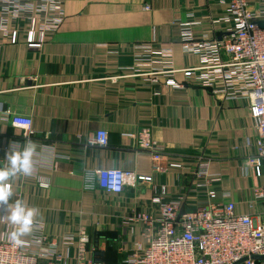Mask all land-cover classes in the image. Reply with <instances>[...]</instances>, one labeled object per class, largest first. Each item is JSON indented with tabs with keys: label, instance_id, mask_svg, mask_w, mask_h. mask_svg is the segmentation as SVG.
I'll return each instance as SVG.
<instances>
[{
	"label": "crops",
	"instance_id": "0c3cea01",
	"mask_svg": "<svg viewBox=\"0 0 264 264\" xmlns=\"http://www.w3.org/2000/svg\"><path fill=\"white\" fill-rule=\"evenodd\" d=\"M228 5L229 0H65L62 24L40 49L29 48L24 34L11 43L0 29V167L9 166L6 154L12 150L34 145L31 174L7 181L8 204L20 200L36 209L33 224L56 239L57 252L70 256L68 264H77L81 229L89 236L88 259L124 264L130 252L145 247L152 231L137 217H160L151 202L154 184L165 185L171 197H184V209L204 204L211 189L213 201L233 202L237 214L262 220L264 205L255 189L264 176L256 175L251 161L256 149L249 141L258 130L248 103L182 72L172 74L184 83L180 88L154 85L138 74L147 67L133 54L135 45L150 44L169 55L175 69L200 65L203 56L182 45L180 23L196 22V38L225 39L230 27L221 18ZM9 113L32 118L30 139L10 123ZM99 129L109 133L107 147L91 143ZM200 155L212 175L202 188L195 176ZM175 162L182 166L172 167ZM99 168L152 180L121 193L85 190L84 171ZM7 214L0 205L5 239L15 230ZM33 235L32 228L20 239L28 242Z\"/></svg>",
	"mask_w": 264,
	"mask_h": 264
},
{
	"label": "built area",
	"instance_id": "2783aa9c",
	"mask_svg": "<svg viewBox=\"0 0 264 264\" xmlns=\"http://www.w3.org/2000/svg\"><path fill=\"white\" fill-rule=\"evenodd\" d=\"M64 3L65 0H0V29L6 31L11 43H18L24 34L29 48L40 49L62 24ZM221 20L230 27L229 36L222 40L196 38L191 30L196 22L180 23L182 45L187 53L203 56L200 65L175 69L169 55L161 49L140 44L135 45L133 54L137 63L147 68L137 72L147 76L152 84L164 82L175 88L184 83H178L172 74L182 72L188 80L222 88L231 97L245 100L258 130L257 138L249 141L256 149L251 161L256 175L264 176V0H229ZM24 21V26L19 24ZM157 62L160 67L153 66ZM8 119L14 127L24 130V138L30 139L35 133L30 116L9 113ZM91 143L107 147L108 131L97 130ZM142 145L151 147L147 142ZM170 165L182 166L176 162ZM154 170L161 172L162 168L155 165ZM195 176L201 188L212 181L204 155L199 157ZM143 180L151 181L152 177L116 168L86 169L83 188L121 193L125 187ZM152 192L151 202L158 207L160 217L138 215L147 231H152L151 239L145 247L130 252L124 264H256L255 256L264 257V213L259 222L251 215L237 214L233 202L213 201L217 195L211 189L206 192L208 200L193 210L184 209V197H171L165 185L154 184ZM255 197L264 205V184L255 189ZM38 226L33 224L32 240L19 246H14L9 238H0V264H68L70 256L58 253L56 239L46 235L42 225ZM77 243V264H108L87 258L89 236L84 229L79 231Z\"/></svg>",
	"mask_w": 264,
	"mask_h": 264
},
{
	"label": "clouds",
	"instance_id": "9594fccd",
	"mask_svg": "<svg viewBox=\"0 0 264 264\" xmlns=\"http://www.w3.org/2000/svg\"><path fill=\"white\" fill-rule=\"evenodd\" d=\"M33 152L34 145L29 141L22 149H14L11 154H6L9 166L6 168L0 167V205L7 207L8 214L6 218L16 226L15 230L9 234V239L14 246L22 245L23 241L20 238L32 231L36 209L26 208L20 200H16L14 204L9 205L8 201L12 196V192L11 185L7 181L18 173L31 174Z\"/></svg>",
	"mask_w": 264,
	"mask_h": 264
},
{
	"label": "rangeland",
	"instance_id": "374dc122",
	"mask_svg": "<svg viewBox=\"0 0 264 264\" xmlns=\"http://www.w3.org/2000/svg\"><path fill=\"white\" fill-rule=\"evenodd\" d=\"M23 21V20H22ZM20 25L24 26L25 25V21L24 22H19ZM134 52V51H133ZM155 85V84H154ZM257 260V259H256ZM263 259L257 260L256 264H262Z\"/></svg>",
	"mask_w": 264,
	"mask_h": 264
},
{
	"label": "water",
	"instance_id": "95a60500",
	"mask_svg": "<svg viewBox=\"0 0 264 264\" xmlns=\"http://www.w3.org/2000/svg\"><path fill=\"white\" fill-rule=\"evenodd\" d=\"M261 25L264 26V21L261 22ZM254 258L257 260L264 259V257H261V256H255Z\"/></svg>",
	"mask_w": 264,
	"mask_h": 264
}]
</instances>
